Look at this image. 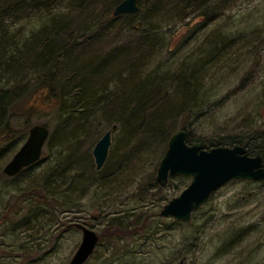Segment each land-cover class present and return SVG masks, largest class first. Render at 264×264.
I'll use <instances>...</instances> for the list:
<instances>
[{
  "label": "rangeland",
  "instance_id": "1",
  "mask_svg": "<svg viewBox=\"0 0 264 264\" xmlns=\"http://www.w3.org/2000/svg\"><path fill=\"white\" fill-rule=\"evenodd\" d=\"M155 1L144 3L143 11L127 27L117 21L102 44L86 50L80 62L97 52L131 46L140 63L128 58L134 62L130 66L137 77L126 88L145 78L161 81L160 100L172 107L173 121L166 125L171 130L168 142L176 131L184 130L187 144L188 136L208 150L206 144L212 140L264 131V0H224L216 10L212 1L206 8L193 3L186 6L185 0H162L158 9H150ZM94 2L88 7L94 15L85 22L91 32L101 22L100 26L106 25L115 7L108 10L104 1ZM205 10L207 17L201 15ZM48 18L30 3L6 24L19 40L29 41L46 30ZM143 32L146 34L141 35ZM217 33L232 39L229 48L212 47ZM141 44L144 50L139 52L136 48ZM217 48L223 54L206 62L203 78L195 85L199 91L193 95L202 102L197 106L196 98L190 101L182 94L176 75L195 59L205 58L203 52ZM120 67L124 69L118 71ZM107 72L112 74L111 84L104 90L96 86L102 92L97 96H111L117 82L118 90L122 89L121 82L131 69L119 64ZM39 75L26 71L15 79L0 74V92L10 93L3 121L8 119L11 127L9 136L0 137V144L5 141L0 152V264H68L82 236L71 224H83L100 237L85 264H264V181L231 180L214 191L189 222H181L159 215L191 182L190 177L176 176L164 187L157 183V170L168 143H155L151 138L136 142L137 135L125 137L118 126L103 168L95 170L92 150L112 127L104 116L122 113L119 106L96 111L94 121L76 135L75 140L83 145L57 138L43 147L35 165L16 177L5 176L4 166L25 142L30 127L54 128L58 123V116L46 105L48 89ZM9 79H14V84H8ZM129 95L135 93L130 90ZM183 100V111L173 109ZM63 168L64 175L51 185L56 190L51 193L56 194L54 204H58L54 207L44 180L51 171L59 175ZM42 198L50 203L48 207ZM116 212L131 217L119 225H106ZM112 234L116 237L110 239Z\"/></svg>",
  "mask_w": 264,
  "mask_h": 264
},
{
  "label": "trees",
  "instance_id": "2",
  "mask_svg": "<svg viewBox=\"0 0 264 264\" xmlns=\"http://www.w3.org/2000/svg\"><path fill=\"white\" fill-rule=\"evenodd\" d=\"M64 8L62 4L64 2ZM104 1L103 7L108 10L113 8L122 0H102ZM148 0H138L139 12L135 15H121L113 17L108 15L107 23L105 26H100L101 23L93 26L88 30L85 22L94 15L92 10L88 7H93L94 0H0V74L13 76L16 78H22L25 72L36 71L41 73L39 75L41 82L48 89V95L45 96L46 105L50 108V112L58 116V123L52 128L50 125H46L49 128L50 135L46 144L50 145L55 139L59 138L60 141L69 139L76 146H81V141H76V135L80 130L89 126L90 122L94 121V115L96 111H102L104 108L108 109L110 106H119L122 113H117L115 116H109L105 118L108 124L120 126V130L124 132V136L131 138L134 135L138 140L151 138L156 141L155 143H168L171 130L166 128V125L173 121V117L170 116L172 107L168 104L163 105L160 98H163L161 91V81H157L155 78L143 79L137 84L133 83L132 86L127 87V84L137 77V71L134 69V62L128 60V58L136 59L135 53L131 46H118L105 54L96 53L89 59H84L85 62H80L82 56L86 53V50L95 48L102 44V38L114 27L117 21H120L122 27L128 26V22H132L137 18V15L143 11L142 5ZM162 0H157L151 8H159ZM184 1V0H183ZM186 6L193 3L197 7L204 6L206 8L211 7L212 1L213 7H221L224 0H185ZM33 9L40 10L48 18L47 27L43 28L48 30L49 33L41 30L37 36H31L30 40H19L15 34L10 32L9 26L6 24V20L14 14L20 13L30 5ZM196 9V7H195ZM198 10V8L196 9ZM76 13V18L74 14ZM207 10L202 12L203 17L208 16ZM219 16L223 14L219 13ZM110 16V17H109ZM217 31H219L217 29ZM95 34H94V33ZM48 33V34H47ZM264 30H261V34ZM44 34V35H43ZM143 32L141 35H145ZM229 40H232L228 35L217 33V36L213 42L212 47L222 45L229 48ZM140 48V50H139ZM137 51L144 50V45H138ZM77 51V55L74 57L73 53ZM100 52V51H99ZM205 58L195 59V61L176 75V83L178 88L182 91V94L186 96V99H192L190 101L198 102L197 106L201 105L200 99L193 94L199 91L195 85L203 78L204 70L206 69V62H209L210 58L218 59L223 54L222 49L205 51L203 52ZM78 57L79 59H77ZM79 61V62H78ZM134 61V60H132ZM128 65L131 69V74L122 81V89L120 83L117 82V86L112 88V95L108 94L97 96L99 92L96 86H103L109 88L111 82H109L112 75L107 71L114 68L116 65ZM120 67L118 71L123 70ZM126 71V70H124ZM127 72V71H126ZM129 72V71H128ZM106 73V74H104ZM119 74V73H118ZM194 80H190V79ZM15 81L9 79L8 84ZM198 81V82H197ZM108 82V83H107ZM14 84V83H12ZM10 89V88H9ZM132 90L135 95L130 96L129 91ZM101 92V91H100ZM99 92V93H100ZM107 92V91H106ZM109 91L107 93H110ZM121 92H126L124 96H121ZM102 93V92H101ZM10 93L0 92V132L3 133L0 137L9 136L11 133L10 122L8 119L3 121L4 116V104H8ZM117 96H121L120 98ZM198 98V99H197ZM162 104V105H160ZM101 105V109L99 108ZM186 102L183 100L182 104L176 106V111H183L185 109ZM174 114V113H173ZM195 117H198L195 116ZM110 123H109V122ZM86 126V127H85ZM147 129H143V127ZM141 127V128H140ZM2 128V129H1ZM173 131V129H172ZM197 140H189L187 136V142L189 144ZM45 144V145H46ZM5 141L2 139L0 144V152L4 147ZM208 148L215 147H234L242 146L248 156H261L264 163V131H257L252 134H237L231 137L219 138L212 140L206 144ZM69 153V149H66ZM65 164V163H64ZM35 165V164H34ZM63 164L58 165V169ZM33 166V165H32ZM30 166V167H32ZM28 170L24 169L23 171ZM64 168L60 170L59 175H56L52 171L47 174L45 178L46 187L50 188L48 197H52V203L54 207L55 187H51L54 182H58L60 177L64 175ZM55 185V184H54ZM56 191V190H55ZM51 194V195H50ZM42 200L47 204L50 203L45 199ZM49 203V204H48ZM126 217H131L128 214H121L116 212L111 214V219L108 220L106 225H119V221H122ZM181 223V222H176ZM118 229V228H116ZM111 237H116V234H112ZM129 237V236H128ZM121 239V238H117ZM117 243V242H116ZM108 260V258H107Z\"/></svg>",
  "mask_w": 264,
  "mask_h": 264
},
{
  "label": "water",
  "instance_id": "3",
  "mask_svg": "<svg viewBox=\"0 0 264 264\" xmlns=\"http://www.w3.org/2000/svg\"><path fill=\"white\" fill-rule=\"evenodd\" d=\"M139 12L138 0H122L112 11V16L135 15ZM113 125L98 140L92 150L95 170L104 166L111 145ZM50 131L46 126L35 125L28 131L25 142L4 166L5 176L14 177L24 168L39 161ZM186 131L178 130L170 138L168 148L157 170L156 181L164 187L169 178L190 177V184L179 196L171 199L160 211L163 218L189 222L192 213L208 202L218 188L231 180L264 181V163L261 156H248L242 146L215 147L209 150L201 143L188 145ZM264 218V217H263ZM82 236L74 256L68 264H85L99 243V236L82 224H73ZM178 264H184L180 261Z\"/></svg>",
  "mask_w": 264,
  "mask_h": 264
}]
</instances>
